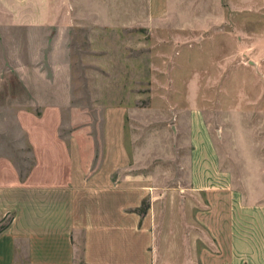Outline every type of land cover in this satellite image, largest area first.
<instances>
[{
  "label": "rangeland",
  "instance_id": "1",
  "mask_svg": "<svg viewBox=\"0 0 264 264\" xmlns=\"http://www.w3.org/2000/svg\"><path fill=\"white\" fill-rule=\"evenodd\" d=\"M11 1L0 0V156L20 173L34 157L23 111L47 109L24 119L56 125L65 139L85 128L98 156L103 110L125 105L127 145L140 155L133 172L160 166L170 183L187 184L194 106L242 183L264 175L263 4L179 0L165 22L150 18L149 0H53L61 18L17 28L3 19Z\"/></svg>",
  "mask_w": 264,
  "mask_h": 264
},
{
  "label": "crops",
  "instance_id": "2",
  "mask_svg": "<svg viewBox=\"0 0 264 264\" xmlns=\"http://www.w3.org/2000/svg\"><path fill=\"white\" fill-rule=\"evenodd\" d=\"M179 2L149 0L150 18L166 22ZM230 2L248 10L264 5ZM52 4L12 0L3 19L17 28L46 26L61 18ZM46 113L20 115L34 149L28 172L0 156V264H264V175L242 183L198 107L188 115L185 186L170 183L174 177L160 166L133 172L140 155L127 145V106L103 110L98 156L82 138L85 128L65 139L56 125L23 116L40 121Z\"/></svg>",
  "mask_w": 264,
  "mask_h": 264
}]
</instances>
